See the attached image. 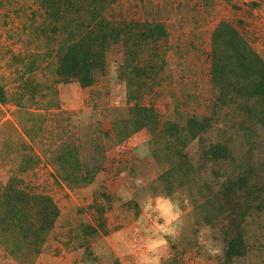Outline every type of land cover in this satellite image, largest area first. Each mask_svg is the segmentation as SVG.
<instances>
[{
  "label": "rangeland",
  "instance_id": "rangeland-1",
  "mask_svg": "<svg viewBox=\"0 0 264 264\" xmlns=\"http://www.w3.org/2000/svg\"><path fill=\"white\" fill-rule=\"evenodd\" d=\"M0 87V264H264V0H0Z\"/></svg>",
  "mask_w": 264,
  "mask_h": 264
},
{
  "label": "trees",
  "instance_id": "trees-1",
  "mask_svg": "<svg viewBox=\"0 0 264 264\" xmlns=\"http://www.w3.org/2000/svg\"><path fill=\"white\" fill-rule=\"evenodd\" d=\"M251 55H253V53L251 52ZM246 70L251 71L253 70L251 67H247ZM243 74H240V80L243 78L242 76ZM147 77L144 78V80L146 81ZM89 80H91V77L89 78ZM88 80V81H89ZM0 100L1 101H6V97L4 96L3 93V88L0 87ZM253 130H249L247 135H248V140L249 142H258L259 141V137L256 135L254 137H252ZM240 183L238 185L237 191H240V197L238 198V200L234 199L232 194H230L229 196H227V198L224 199V203L225 204H230L233 207H236L238 205L239 199H240V220L243 217H246L248 215V202H255L256 200L260 199V195L264 189V186L261 184H258V180L254 181L256 179L253 180V182H251L249 184V175L247 174L245 176V172L240 173ZM234 188L235 187H230L229 190L234 192ZM240 189V190H239ZM247 202V210L245 208ZM53 214V217L47 219V222H49V224H52L53 219L55 218L58 210H57V206L54 205L52 211H50ZM241 222H243L242 220L240 221V225Z\"/></svg>",
  "mask_w": 264,
  "mask_h": 264
},
{
  "label": "clouds",
  "instance_id": "clouds-1",
  "mask_svg": "<svg viewBox=\"0 0 264 264\" xmlns=\"http://www.w3.org/2000/svg\"><path fill=\"white\" fill-rule=\"evenodd\" d=\"M113 70L115 71V68Z\"/></svg>",
  "mask_w": 264,
  "mask_h": 264
}]
</instances>
